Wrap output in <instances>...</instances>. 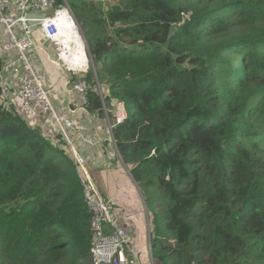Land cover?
Listing matches in <instances>:
<instances>
[{"label": "trees", "instance_id": "trees-1", "mask_svg": "<svg viewBox=\"0 0 264 264\" xmlns=\"http://www.w3.org/2000/svg\"><path fill=\"white\" fill-rule=\"evenodd\" d=\"M102 1L80 17L85 106L111 121L155 264H264V0ZM83 177L66 142L0 105V264H91Z\"/></svg>", "mask_w": 264, "mask_h": 264}, {"label": "built area", "instance_id": "built-area-1", "mask_svg": "<svg viewBox=\"0 0 264 264\" xmlns=\"http://www.w3.org/2000/svg\"><path fill=\"white\" fill-rule=\"evenodd\" d=\"M74 20L68 0H0V22L6 36V56L0 70V105H8L13 92L17 91L26 104L49 115L58 125L63 140L68 144L71 153L75 154L76 162L84 175L82 181L85 200L93 215L91 264H132L133 261L126 253L130 232L115 223L113 202L105 198L91 176L84 158L75 148L72 131L75 130L78 134L81 132L75 128L73 119L61 113L57 104L60 93L65 92L69 97L75 92L86 95L89 85L83 78L77 81L70 79L66 82L63 91L53 90L49 87V73L41 70L37 65L36 52L41 50L51 54L46 47L38 45L35 28L40 30L41 36L49 41L57 50L59 59L68 66L63 59V45L59 43L57 37L62 29H66L64 26L67 22ZM70 68L68 66L69 72ZM71 71L76 75L83 73V76L87 73V70L82 68H79V71L75 69ZM117 104L120 111L116 113L115 121L120 123L127 114L124 104L122 102ZM83 109L92 117V112L85 103ZM68 110L70 114H74L77 109L68 108ZM110 129L112 131V125ZM111 141L114 142L113 134Z\"/></svg>", "mask_w": 264, "mask_h": 264}, {"label": "crops", "instance_id": "crops-1", "mask_svg": "<svg viewBox=\"0 0 264 264\" xmlns=\"http://www.w3.org/2000/svg\"><path fill=\"white\" fill-rule=\"evenodd\" d=\"M35 29H37L38 45L48 48L51 45L49 41H46L41 36L38 28ZM79 32L82 36L84 35L80 28ZM67 33L66 30H62L57 39L63 45V59L71 67L70 72L68 66H60L47 52L41 50L36 52L38 67L49 73V87L56 91H63L66 82L72 79L71 75L73 72L71 70L73 68H82L84 66V61L79 62L76 57L72 58L69 55L65 57V52L69 48L67 45L69 35ZM5 42V31L0 22V59L2 62L6 56ZM87 49L88 46L85 45L87 63L89 65V52ZM47 63L54 66L53 69H48ZM82 74L77 73V75L73 76V81L82 78ZM59 98L57 104L61 113L73 119L75 128L81 132V134H78L75 130L72 131L78 154L84 158L86 166L93 173L103 195L113 201L115 223L118 226L125 227L130 232L129 243L126 247L127 255L131 258L133 264H155L151 250L148 208L135 177L123 162L115 142L111 141L113 132L110 129L112 125L110 120L98 119L93 113L91 117L86 113L83 109L85 103L84 94L75 92L72 97H69L65 92H62ZM10 104H13L18 109L29 124L40 126L47 136L65 143L62 136L61 139L58 138L61 135L59 127L49 115L26 104L17 91L13 92L11 102L8 105ZM68 108H76L77 110L74 114H70ZM115 112H117V109ZM130 206H132V213L134 214L126 211Z\"/></svg>", "mask_w": 264, "mask_h": 264}, {"label": "rangeland", "instance_id": "rangeland-1", "mask_svg": "<svg viewBox=\"0 0 264 264\" xmlns=\"http://www.w3.org/2000/svg\"><path fill=\"white\" fill-rule=\"evenodd\" d=\"M69 1V3H70V5H71V8H72V11H73V15H74V21H69L70 23H72V24H75V25H77L78 24V26H79V28H80V30H81V32H82V34H84V32H85V29L83 28L82 29V27H81V24H83V22L81 21V19H80V17H82V18H85V16L86 15H89L90 14V10H88L87 8H86V6H85V1L86 0H68ZM105 2H106V6H105V9H108L110 6H112L113 4H115L116 3V0H105ZM69 22H67V23H69ZM119 27H122V25L120 24L119 25ZM110 31H112V29L110 30ZM85 35V34H84ZM83 38H84V42H85V40H86V43H88V41H87V38H86V36L84 37L83 36ZM127 40H130V38H127ZM78 44V43H77ZM48 51H49V53L51 54V56L53 57V59L60 65V66H62V67H65V66H67L66 64H64L63 63V61L61 60V59H59V57H58V54H57V50L55 49V48H53V46L52 45H50L48 48ZM84 55H85V59H86V61H87V53L85 52V43H84ZM89 60H90V63H89V67H87L85 70H87V72L90 70V69H93L94 70V67H93V63H92V61H91V59H90V55H89ZM87 64V66H88V63H86ZM69 66V65H68ZM53 67L54 66H52L51 64H49V63H47V68L48 69H53ZM73 69H75V71H79V68H73ZM52 74V73H51ZM76 74H72L71 76H72V79H73V76H75ZM77 81V80H76ZM71 83H74V82H71ZM101 85H103L102 86V88H101ZM100 88H101V91H105V92H107V91H109V88H108V83H105V84H100V86H99ZM118 102L115 100V102H114V112H115V110L117 109V112H119L120 110H118L119 109V106H118V104H117ZM117 112H115V113H117ZM109 120V119H108ZM111 122V121H110ZM72 155H73V158H74V160L76 161V159H75V154L74 153H72ZM126 211L127 212H129V213H132V206H130L128 209H126ZM132 214H134V213H132ZM119 224V223H118ZM133 264V263H132Z\"/></svg>", "mask_w": 264, "mask_h": 264}, {"label": "water", "instance_id": "water-1", "mask_svg": "<svg viewBox=\"0 0 264 264\" xmlns=\"http://www.w3.org/2000/svg\"><path fill=\"white\" fill-rule=\"evenodd\" d=\"M88 3H89V5H90V7L92 6V5H96V6H104V2L102 1V0H88ZM102 3V4H101ZM84 36V35H83ZM85 45L87 46V43H86V40H85ZM87 51H88V49H87ZM88 57H89V53H88ZM90 59H91V57H90ZM90 61V60H89ZM91 61H92V63H93V60L91 59ZM93 67L95 68V66H94V63H93ZM59 139H61V135H59V137H58ZM144 198V197H143Z\"/></svg>", "mask_w": 264, "mask_h": 264}, {"label": "clouds", "instance_id": "clouds-1", "mask_svg": "<svg viewBox=\"0 0 264 264\" xmlns=\"http://www.w3.org/2000/svg\"><path fill=\"white\" fill-rule=\"evenodd\" d=\"M101 89V88H100ZM124 104V103H123ZM89 110V109H88ZM126 111V110H125ZM126 114H127V111H126Z\"/></svg>", "mask_w": 264, "mask_h": 264}, {"label": "bare ground", "instance_id": "bare-ground-1", "mask_svg": "<svg viewBox=\"0 0 264 264\" xmlns=\"http://www.w3.org/2000/svg\"><path fill=\"white\" fill-rule=\"evenodd\" d=\"M83 37V36H82Z\"/></svg>", "mask_w": 264, "mask_h": 264}]
</instances>
